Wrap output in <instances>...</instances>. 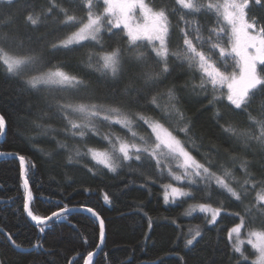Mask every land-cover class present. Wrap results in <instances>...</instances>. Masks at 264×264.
<instances>
[{
    "label": "trees",
    "instance_id": "trees-1",
    "mask_svg": "<svg viewBox=\"0 0 264 264\" xmlns=\"http://www.w3.org/2000/svg\"><path fill=\"white\" fill-rule=\"evenodd\" d=\"M148 1L155 7L166 5L176 10L170 16L171 23L176 26L170 47L180 43V25L176 18L179 10L201 25L211 27L215 24L213 14L193 16L190 10L183 9L175 0ZM53 3L59 7L50 15L46 14V18L42 17L41 23L33 26L26 22L24 16L28 5L33 7L34 14H39ZM104 7L103 0H93L91 10L99 14ZM62 9L67 10V15L76 16L77 20L62 23L66 20ZM88 11L86 4H74L70 0H27V4L25 0H12L11 3L0 0V37L14 39L23 32L34 39L42 36L43 39L36 42L37 52L44 59L41 70L60 67L95 87L103 78L95 67H89L90 63H97L95 54L108 50L107 45L131 51L123 27L113 28V34L102 36L103 49L94 41H84L68 48L50 47L77 30L86 21ZM252 16L264 23V8L250 4L249 17ZM227 43L224 40L225 46ZM16 51L18 54L25 52L24 49ZM89 54H92L91 61ZM169 63L173 71L154 93L160 96L158 103L161 107L132 105L130 110L161 120L182 141L194 139L195 144L186 146L198 160L204 162L208 159L213 165L232 169L239 182L245 178V172L239 166L241 161L250 162L248 172L255 175L257 186L248 187L245 191L237 181L232 182L233 187L241 192L242 203L224 190H217L215 185L211 199H202L201 192L192 186L195 198L180 197L175 202L166 203L163 184L167 176L160 169L141 167L138 162H122L116 172H111L88 153L90 148H109L105 136L130 139L131 133L127 129L97 119L94 121L95 132L88 131L84 138L72 136L70 131H65L70 125L54 103L110 101L94 99V96L100 95L98 92L76 93L59 86L43 87L39 91L29 89L21 79L8 74L0 63V115L5 119V135L0 140V152L9 154L0 157V228L4 229L0 232V259L6 258L8 264H84L87 253L94 252L100 244L98 220L84 211L85 207H89L100 214L106 228L104 243L92 258V264H252L250 259L242 260L241 254L234 251L228 234L233 226L240 223V217L245 219L244 229L264 228V215L258 211L264 204L256 200L261 188L258 182L264 179V152L260 151L256 142L245 148L240 140L224 132L221 126L231 124L238 130H248L258 135V126L249 116L264 119V94H258L245 111L234 109L226 96L209 103V92L193 89V85H199L201 75L187 65L180 66L173 59ZM125 67L133 72L139 71L133 64H126ZM24 78H27L26 74ZM129 85L136 87L138 82L124 79L115 86L122 89ZM173 85L179 97L178 107L192 125L188 137L179 131L183 125L176 123V117L167 116L163 110L165 98L162 94ZM220 92L226 93V87L221 88ZM129 95L135 96L136 93L130 91ZM217 110L223 118L217 117ZM69 118L78 120L79 114L69 110ZM133 119V130L138 135L150 138L149 127L137 117ZM61 144L67 147H60ZM76 148L81 153L78 157L75 156ZM21 155L26 158L29 167L28 178L33 192L31 207L35 214L49 215L65 204L70 208H80L69 213L66 219L49 222L44 233L39 232L38 226L24 209L23 178L17 158ZM69 155L73 157L71 162L67 159ZM213 171L220 169L214 166ZM105 195L109 197L107 203ZM199 203L217 205L222 209L215 223H210L208 214L204 212L186 214L191 205ZM245 205L252 207L254 220L245 214ZM196 230L200 231V236L193 245H186V240ZM4 233L12 234L21 247L14 248ZM246 249L252 256L248 245Z\"/></svg>",
    "mask_w": 264,
    "mask_h": 264
},
{
    "label": "snow or ice",
    "instance_id": "snow-or-ice-1",
    "mask_svg": "<svg viewBox=\"0 0 264 264\" xmlns=\"http://www.w3.org/2000/svg\"><path fill=\"white\" fill-rule=\"evenodd\" d=\"M12 0H9L11 3ZM71 3H84L89 11L86 22L80 24L76 31H73L66 38L50 45L51 49L58 47L68 48L72 45H79L84 41H94L102 49L105 47L102 42L104 34H113V28L123 26L126 29L127 43L131 51L126 52L118 46L107 45L108 50L96 53L97 63L89 64L95 67L96 71L103 74L99 83L93 85L79 76L69 74L60 67L41 70L44 65L43 57L38 54L36 48L37 40L43 37L33 38L28 33H20L14 39H4L0 37V63L3 64L6 72L12 77L21 79L22 83L29 89L39 91L43 87L59 86L62 89H70L73 92L100 93L94 96L96 100L110 101V103L79 102L61 103L54 101L56 107L67 120L72 136L84 138L88 131H96L94 121L97 119L121 125L131 133V138L120 136H105L109 141L110 149H88V153L97 163L104 165L111 172H116L121 167L122 162H138L141 167H153L163 172L165 169L173 181H187L189 188L197 187L201 192V198L211 199L213 196V185L217 190H224L241 201V192L233 187V181H237L241 189L247 191L248 187L257 186L256 177L248 172L250 162L242 160L240 168L245 172L242 182L238 181L232 169L224 165H213L211 160L205 159L201 162L193 155L186 144H195L194 139L182 141L174 130H170L161 120L153 119L141 113L132 112L131 106H156L160 108L158 99L160 96L154 94L160 85L171 75L173 67L169 60L177 61L180 66L187 65L189 69H195L200 75L199 85H193V89H201L202 92H209L211 99L209 103H215L220 96H226L227 101L234 106V109L245 111L250 107L252 100L258 94H264V23H261L255 16L249 17V6L255 4L264 8V0H175V3L183 9L190 10L195 16L202 13L213 14L215 26L207 27L200 25L193 19L191 31L187 28L179 29L180 43L170 47L172 32L176 26L171 23L170 16L176 11L166 5L155 7L146 0H103L105 5L103 12L97 14L92 11L93 0H70ZM27 4V0H25ZM59 5L55 3L39 14H34L33 7L28 5L25 11V20L29 25H37L42 22V17L51 14ZM140 9L141 21L135 18V10ZM66 15V20L62 23H69L77 20L74 15H67V10L62 9ZM179 19L184 21V16ZM185 23H189L185 21ZM207 32L205 36L203 33ZM11 36V33L8 34ZM227 40V46L221 41ZM147 42L142 43V42ZM199 45V46H198ZM17 49H24V54H18ZM146 49V50H144ZM207 49V51H205ZM215 54V55H213ZM92 54H89L91 61ZM229 60L234 62L238 71H222V67L227 66ZM126 64H133L139 69L138 72L130 71ZM220 64V66H218ZM37 74L24 78L27 71ZM137 81L138 86H125L118 89L115 85L122 80ZM226 87L227 92H220ZM135 92V96H130L129 92ZM165 98L163 110L167 116H175L176 123L183 126L179 131L188 137L192 131V125L185 118L183 112L178 107L179 97L176 95V86L168 88L162 94ZM71 113L79 114V119L69 118ZM218 118L223 115L217 110ZM142 120L150 129V138L138 135L133 130L134 119ZM258 126L259 134L248 130H238L233 125L221 126L226 133L232 134L240 140L245 148L250 143L256 142L261 152H264V119H256L249 116ZM5 126V119L0 115V130ZM113 139L115 142H113ZM60 147H67L61 144ZM79 148L75 149V156H80ZM235 160L236 157H230ZM23 176L24 188V209L27 216L38 226L40 233L45 232V228L55 220L66 219L73 211L67 204L58 206L56 211L49 215L35 214L31 202L33 192L29 184V167L26 165L24 156L18 157ZM71 162L73 157L68 156ZM216 166L220 171H213ZM34 167V165H33ZM180 171H173V168ZM261 185L260 191L256 194L257 202L264 204V179L258 182ZM202 186V187H201ZM165 202L171 197L173 201L180 197L195 198V194L189 188L177 186L169 183L164 185ZM105 202H109V197L104 196ZM210 213V223H215L222 209L214 207L212 204L199 203L191 205L186 214L192 211ZM244 212L253 220L252 207L244 206ZM84 211L92 214L98 220L99 240L101 244L105 238V222L95 209L85 207ZM264 215V207L258 209ZM239 216V213L236 214ZM245 226L244 217H240V223L235 225L229 232L231 239L236 234L233 249L241 254L242 260L247 261L249 257L244 255L242 246L245 243L239 237L241 229ZM73 227H75L73 225ZM4 229L0 228V232ZM192 231V230H190ZM8 241L14 248L21 246L12 238V234L4 233ZM200 236V231L196 230L190 239L186 240V245H193L196 238ZM247 242L256 250L255 259L252 264H264V228L249 230ZM85 264H92L93 253H87ZM107 260V258H105ZM0 264H8V260L0 259Z\"/></svg>",
    "mask_w": 264,
    "mask_h": 264
},
{
    "label": "rangeland",
    "instance_id": "rangeland-1",
    "mask_svg": "<svg viewBox=\"0 0 264 264\" xmlns=\"http://www.w3.org/2000/svg\"><path fill=\"white\" fill-rule=\"evenodd\" d=\"M146 2L147 3H149V1L148 0H146ZM184 16V21H181L180 19H179V17L180 16ZM135 18H136V20L137 21H141V19H142V14H141V11H140V9H136L135 10ZM176 18L178 19V22H179V28L180 29H182V28H187L189 31H191V24H190V22L194 19V18H191V17H189L186 13H184V12H180V10L177 12V15H176ZM196 20V19H195ZM185 21H187V22H189V23H185ZM86 22V21H85ZM201 25V24H200ZM203 26H205V25H203ZM215 26V24H213V26H211V27H214ZM121 27H123V26H121ZM209 27V26H208ZM125 30V32H126V29H124ZM76 31V30H75ZM205 36H207L208 35V33L207 32H204L203 33ZM223 44H224V40L223 41H221ZM145 43H147L146 41H145ZM199 46V45H198ZM205 51H207V49H205ZM213 55H215V54H213ZM218 66H220V64H218ZM222 71H224V70H226L227 72H233V71H238V69H237V67L235 66V64H234V62H232L231 60H229V62H228V64H227V66H226V68L225 67H222V69H221ZM26 74V76L28 77V76H30V75H34V72H31V71H28V72H26L25 73ZM167 127V126H166ZM111 147V146H110ZM110 147L109 148H105V149H110ZM102 165V164H101ZM104 166V165H103ZM173 171H177V172H179L180 170L179 169H176L175 167L173 168ZM164 172V174L167 176V179H166V182H164V184H163V188H164V185L165 184H169V183H173V184H176L177 186H181V187H185V188H189V185H188V182L185 180V181H173L172 180V178L168 175V173H167V171H166V169L163 171ZM189 190L190 191H192V188L190 187L189 188ZM164 192H165V188H164ZM164 201H165V199H164ZM172 202H175V201H173L172 200V198L170 197L169 198V200L166 202V203H172ZM214 207H219V206H217V205H213ZM196 211H199V210H196ZM208 214V216H209V221L211 220V214L210 213H207ZM219 217V216H218ZM218 217H217V219H218ZM216 219V220H217ZM234 227V226H233ZM232 227V228H233ZM231 228V229H232ZM230 229V230H231ZM230 230H229V232H230ZM248 231L249 230H247V229H244V227L241 229V231H240V234H239V237H240V239L241 240H244L245 241V243L243 244V246H242V249H243V253H244V255H246L247 257H249V259L251 260V261H253L254 259H255V256H256V250L252 247V245L251 244H249L248 242H247V240H248V236H247V233H248ZM235 238H236V234H233V236H232V238L230 239L231 240V242H232V245L235 243ZM249 246L250 247V252L253 254L252 256H250L249 255V253L247 252L248 250L246 249V246Z\"/></svg>",
    "mask_w": 264,
    "mask_h": 264
},
{
    "label": "water",
    "instance_id": "water-1",
    "mask_svg": "<svg viewBox=\"0 0 264 264\" xmlns=\"http://www.w3.org/2000/svg\"><path fill=\"white\" fill-rule=\"evenodd\" d=\"M4 135H5V127L2 129V132L0 133V140L4 137ZM7 155H9V154H7V153H5V152H0V157L1 156H7ZM19 156H17V158H18ZM21 172H22V167H21ZM22 178H23V176H22ZM73 210H78V209H80V208H77V207H73L72 208ZM105 237H106V228H105ZM104 240H105V238H104ZM103 243H104V241H103ZM103 243L101 244V242H100V244H99V246L97 247V249L94 251V252H92L93 253V257L100 251V249H101V247H102V245H103ZM92 257V258H93ZM87 259H88V257H86V260L85 261H87ZM85 264V263H84Z\"/></svg>",
    "mask_w": 264,
    "mask_h": 264
}]
</instances>
